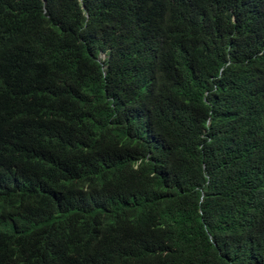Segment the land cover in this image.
Instances as JSON below:
<instances>
[{
	"label": "trees",
	"instance_id": "1",
	"mask_svg": "<svg viewBox=\"0 0 264 264\" xmlns=\"http://www.w3.org/2000/svg\"><path fill=\"white\" fill-rule=\"evenodd\" d=\"M0 264H264V0H0Z\"/></svg>",
	"mask_w": 264,
	"mask_h": 264
},
{
	"label": "clouds",
	"instance_id": "2",
	"mask_svg": "<svg viewBox=\"0 0 264 264\" xmlns=\"http://www.w3.org/2000/svg\"><path fill=\"white\" fill-rule=\"evenodd\" d=\"M99 57H100V58H102V57H103V55H102V54H100V55H99ZM27 204H28V203H27Z\"/></svg>",
	"mask_w": 264,
	"mask_h": 264
}]
</instances>
